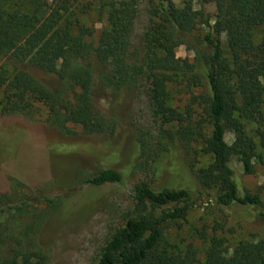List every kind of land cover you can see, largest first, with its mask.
<instances>
[{
  "label": "trees",
  "instance_id": "16d2710c",
  "mask_svg": "<svg viewBox=\"0 0 264 264\" xmlns=\"http://www.w3.org/2000/svg\"><path fill=\"white\" fill-rule=\"evenodd\" d=\"M138 4L111 0L107 27L94 44L88 41L91 29L79 22L67 0L51 6L48 0H0V114L33 119L43 108L48 122L66 135L73 134V125L87 136H112L117 122L94 104L95 77L118 97L146 84L162 123L177 127L186 148L202 140L204 152L212 156L195 177L204 189L215 191L216 204L260 207L258 195L240 194L231 159L236 157L251 175L258 147L254 137L264 150V42L253 39L264 27V0H186L181 8L172 0H157L154 21L141 43L133 40ZM207 5L215 7L214 15ZM199 26L208 29L202 38L206 50L195 49L193 62L176 58L183 35ZM223 33L238 42L231 48V61L223 57ZM32 70L52 78L54 85ZM169 84L201 90L192 98L199 115L168 107ZM228 132L234 137L230 145L225 141ZM121 181L118 171L105 169L83 184L100 187ZM23 187L14 180L10 192L0 194V264H48V254L28 241L35 225L20 220L34 216L37 204L55 208L61 201L25 193ZM130 198L134 216L109 238L97 264H202L194 247L182 251L165 237L167 228L183 220L195 204L188 190L155 191L142 184L132 189ZM224 244L212 238L203 264H264V239L239 242L231 255Z\"/></svg>",
  "mask_w": 264,
  "mask_h": 264
},
{
  "label": "rangeland",
  "instance_id": "374dc122",
  "mask_svg": "<svg viewBox=\"0 0 264 264\" xmlns=\"http://www.w3.org/2000/svg\"><path fill=\"white\" fill-rule=\"evenodd\" d=\"M58 1L48 0V5ZM67 1L79 22L91 29L92 37L88 41L96 44L107 27L111 0ZM172 1L181 8L186 0ZM156 7L157 0H139L134 42L143 40L154 21ZM205 9L210 15L215 14L213 5ZM207 31L199 26L183 35L184 45L174 50L175 57L193 62L194 50L204 49L202 38ZM253 39L255 44L264 42V27L254 32ZM220 42L223 57L231 61V48L238 46L237 40L223 33ZM32 73L54 85L52 78L35 70ZM261 83L264 115V79ZM167 90L168 107L181 113L191 109L199 115L200 108L192 105L193 96L201 92L199 88L169 84ZM93 101L105 117L117 122L114 135L87 136L73 125L69 126L73 134L66 135L48 122L43 108L33 119L0 114V194L9 193L13 181L18 180L24 184L25 193H42L61 201L55 208L47 207L46 203L37 204L34 216L20 220L35 225L28 241L48 254V264H97L109 238L134 216L130 193L142 184L155 191L190 192L195 204L183 220L167 228L165 237L182 251L194 247L202 264L204 252L214 237L224 240L229 255L239 242L264 239V150L258 138L254 137L258 147L253 174L246 175L236 157H232L231 166L240 194L258 195L262 205L221 207L215 202V191L204 189L195 177L198 169L212 162V156L203 150V141L196 140L186 148L176 135L177 127L162 123L155 115L146 84L118 97L101 87L95 77ZM233 138L232 133H226L225 141L229 145ZM105 169L118 171L122 181L100 187L83 184Z\"/></svg>",
  "mask_w": 264,
  "mask_h": 264
}]
</instances>
